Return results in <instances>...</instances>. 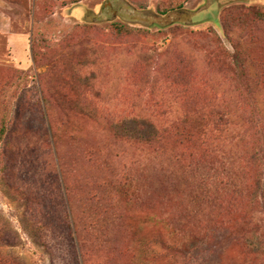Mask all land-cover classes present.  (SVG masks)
Instances as JSON below:
<instances>
[{
	"label": "rangeland",
	"instance_id": "obj_1",
	"mask_svg": "<svg viewBox=\"0 0 264 264\" xmlns=\"http://www.w3.org/2000/svg\"><path fill=\"white\" fill-rule=\"evenodd\" d=\"M0 22L28 38L14 56L0 26V264H264V0H0Z\"/></svg>",
	"mask_w": 264,
	"mask_h": 264
},
{
	"label": "trees",
	"instance_id": "obj_2",
	"mask_svg": "<svg viewBox=\"0 0 264 264\" xmlns=\"http://www.w3.org/2000/svg\"><path fill=\"white\" fill-rule=\"evenodd\" d=\"M207 121H208V122H205V123H204L203 128H200V126H198V127L196 128L197 130L200 131V136H197L195 132H193L192 134H189V135H188V136L190 137V141H194L195 139H198L197 137H201V135H202V134H205V133H206L207 136H208V135L210 134L211 131H213L214 129L216 130L218 124L222 125V123H224L223 120L216 121V123H218V124L212 122V125H213V126L211 127V126H209L208 123H209V121H212V119H209V117H208ZM190 122H191V124L193 125V122H194V121H192L191 119H185V120H183L181 123H179V124H177V125H178V127H180V128L183 129V128H186V127L188 126V123H190ZM206 125H207V126H206ZM209 127L213 128V129L211 130ZM207 128H209V129H207ZM168 133L171 134L170 130H167V129H163V130L159 129L158 131L156 130L155 132H153V133L149 136V137H151V139H150V140L148 139V140H146V141H152V142L161 141V140H163V138H164L166 135H168ZM257 158H258V154H257ZM258 185H261L260 182L258 183Z\"/></svg>",
	"mask_w": 264,
	"mask_h": 264
},
{
	"label": "crops",
	"instance_id": "obj_3",
	"mask_svg": "<svg viewBox=\"0 0 264 264\" xmlns=\"http://www.w3.org/2000/svg\"><path fill=\"white\" fill-rule=\"evenodd\" d=\"M0 26H1V33L8 34L7 41H8L10 53L18 57L25 55L28 46L27 35L10 33L9 24H7L6 22H2V23L0 22Z\"/></svg>",
	"mask_w": 264,
	"mask_h": 264
}]
</instances>
